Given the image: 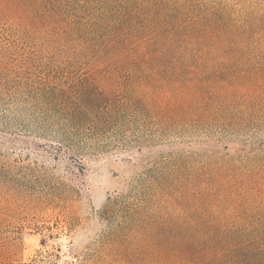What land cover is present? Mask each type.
<instances>
[{"label":"trees","instance_id":"16d2710c","mask_svg":"<svg viewBox=\"0 0 264 264\" xmlns=\"http://www.w3.org/2000/svg\"><path fill=\"white\" fill-rule=\"evenodd\" d=\"M23 94L54 115L53 160L56 169L68 162L60 179L71 184L85 156L74 136L114 133L129 111L219 131L187 143L182 155L127 135L115 140L116 148L148 153L134 159V200L110 194L99 217L126 206L120 229L140 245L113 232L82 264H264V142L236 139L264 124V9L233 15L204 0H0V99ZM0 117V192L30 191L27 178L46 171L35 158L39 145ZM169 199L184 217L170 218ZM9 210L0 206V264H20L22 227Z\"/></svg>","mask_w":264,"mask_h":264},{"label":"rangeland","instance_id":"374dc122","mask_svg":"<svg viewBox=\"0 0 264 264\" xmlns=\"http://www.w3.org/2000/svg\"><path fill=\"white\" fill-rule=\"evenodd\" d=\"M204 1L217 2L233 15L264 9V0ZM0 116L7 117L9 129L14 133H28L35 137L42 153L35 157L36 161L46 168L41 173L40 169L37 170L36 179L27 178L25 184L30 191L19 190V185H13L7 193L0 192V206H7L14 212L22 227L20 264H82L100 247L102 238L113 232L121 238H132L133 246L138 248L140 241L136 235L120 229L125 222L126 206L115 209L108 220L99 217V211L110 194L118 192L125 201L134 200L139 190L136 182L139 173L135 172L134 159L148 153L144 149L139 154L135 144L129 149L123 144L116 148L115 140L127 135L128 140H136V145L160 143L173 155H182L187 143L219 132L212 128L204 133L202 129L183 123L161 120L152 111L144 115L136 109L129 111L114 133L96 137L84 133L74 136V140L84 147L85 156L84 169L71 184L60 179L68 162L59 165V169L55 168L53 155L59 128L52 113H45L36 100L23 94L11 103L0 99ZM236 139H248L254 144L264 142V124L236 135ZM101 147H105L104 150ZM22 153L19 148L11 152L14 158L21 157ZM166 211L171 219L176 213L184 217L182 208H177L172 199L168 200ZM14 229L17 228L10 231Z\"/></svg>","mask_w":264,"mask_h":264}]
</instances>
